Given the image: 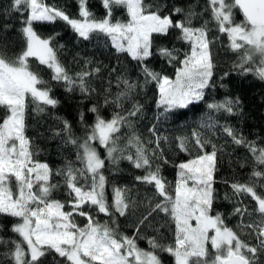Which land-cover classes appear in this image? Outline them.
I'll return each instance as SVG.
<instances>
[{
    "label": "snow or ice",
    "instance_id": "snow-or-ice-1",
    "mask_svg": "<svg viewBox=\"0 0 264 264\" xmlns=\"http://www.w3.org/2000/svg\"><path fill=\"white\" fill-rule=\"evenodd\" d=\"M103 5L107 12L101 20L92 18L86 8V0H79V17L82 19L70 18L64 11L45 4L44 0H13L11 5L13 11L28 12L21 29L26 48L11 60L0 55V109L5 110L0 119V214L18 218L12 227V231L21 238L11 242L14 250L10 255L14 264H42L41 257L49 251L64 258L68 264H163L159 255L161 252L173 257L174 264H257L258 252L264 251V196L259 195L252 184L230 185L234 195L247 194L257 204L259 222L245 225L253 230L258 241L256 245H250L225 225L219 213L210 214L214 200L217 151L215 145L211 152L205 151L209 141L202 139L196 132L193 133V139L201 154L176 166L175 194H170L166 190V181L160 175L159 166L154 170L152 168L150 157H156L160 148V137L154 127L149 131L157 136L155 149L149 151L135 133L127 140V148L135 149L134 155H125L127 149L117 146L121 137L116 134L120 133L122 126L131 128L129 117L137 115L139 105H134L127 116L116 113L110 120H105L96 107L91 108L90 111L96 113L95 123L82 142L72 136L71 125L64 121V130L68 133L65 142L77 147V160L82 166L68 164L56 172V175L64 177L70 190V211H64V203L50 199L58 185L50 183L52 170L47 164L33 161L30 141L24 134V118L29 97L32 103L37 104L39 111L43 110L39 105L55 107L57 100L50 96L51 89L39 87L45 82L30 69L29 58L34 57L39 64L46 65L53 73L52 79L63 81L67 91L74 88H79L84 94L91 91L86 79L92 72H80L75 77L69 75L51 46V38H42L34 30V22L60 19L83 40H89L93 33L110 38L117 51L128 53L141 64L145 84L156 82L159 90L158 107H162L165 112L186 108L202 100L204 89L209 87L213 76L207 21L205 26L193 27L192 17L195 14L192 12L174 21L172 16L183 13V9L175 7L170 15L161 16L158 10L151 11V6L146 5L144 0H103ZM208 6L219 32L226 33L231 49L241 53V62L236 66L264 80V0H208ZM114 7L126 10L127 22L112 21ZM236 9L243 17L240 22L234 19ZM173 28L179 31L178 39L189 45V51L179 60L180 67L177 68L175 80H170L152 71L144 62L153 55L154 35H167L169 29ZM158 51L169 63L178 59L177 49L160 48ZM257 58L255 68L245 67L255 63ZM93 71L99 72L100 69ZM119 83L123 84L124 90L115 98L117 106L139 86L128 79H121ZM235 103L238 101L229 100L209 104L208 108L231 113ZM80 119L83 121V114ZM224 131L232 137L233 143L245 146L252 153L256 164L264 165V148L258 149L255 144L246 142L231 128L226 127ZM178 140L180 150L188 152L185 139ZM94 142L105 149L112 163L118 159L114 153L119 152L136 168H145L146 175L137 177V180L153 184L156 193L162 198L137 224V236L148 216L159 210L175 224L174 243L161 244L152 237L147 239L150 250H144L137 246V237L118 233L107 221L100 223L84 210L85 205L90 208L94 206L98 213L111 217L112 224H115V214L125 216L130 208V202L119 188L114 189L111 206L108 204L105 176L101 172L105 160L93 146ZM252 176L264 177V173L254 170ZM245 212L246 208H235L236 214L243 215ZM74 214L86 219L83 227L74 222ZM209 245L215 253L211 258Z\"/></svg>",
    "mask_w": 264,
    "mask_h": 264
},
{
    "label": "trees",
    "instance_id": "trees-1",
    "mask_svg": "<svg viewBox=\"0 0 264 264\" xmlns=\"http://www.w3.org/2000/svg\"><path fill=\"white\" fill-rule=\"evenodd\" d=\"M151 11H159L161 16L170 15L175 7L183 9V13L173 15L172 19L181 20L188 12L192 17V26H205L207 21V38L210 41L209 49L213 62V76L209 87L204 89V97L198 102L189 104L186 108H174L165 112L158 107L159 90L155 81L145 84L141 64L133 60L128 53L117 51L110 38L101 33H93L89 40H83L64 21L57 19L54 22H34V30L42 38H51V46L54 48L57 58L69 75L75 77L77 73L89 71L92 75L86 79V84L91 89L87 94L81 93L79 88L67 91L63 81L52 79V71L39 64L34 58H29L30 69L37 73L45 83L39 87L51 89L50 96L57 100L55 107L39 105L42 111L37 109V104L32 103L30 97L25 110L24 134L30 141L32 159L38 163H45L52 170L50 183L57 184L50 199L58 200L65 204L64 211H70L69 189L63 176L56 175L58 170L66 165L74 167L82 165L77 160V147L66 143L68 133L64 130V121L71 125V134L79 141L87 136L95 123L96 113L90 111L96 107L99 114L110 120L116 113L127 116L134 105H139L140 111L134 117H129L131 128L122 126L120 133L116 135L121 139L117 142L118 148H126L127 154H135L134 148H127V140L135 133L146 148L151 151L156 148L157 136L149 131L155 128L160 137V148L156 157H150L152 168H160V175L166 181V190L174 196L177 180V165L201 154L195 147L193 133H199L202 139L209 141L205 151L211 152L215 145L217 151L216 170L214 173V200L211 215L219 213L225 225L237 233L242 241L250 245L258 243L256 235L248 223H258L260 214L256 211L257 204L247 194L236 196L231 188L232 183L255 185L256 192L264 196V177H253L254 170L264 173V165H258L249 150L243 145H236L232 137L228 136L224 129L231 128L238 136H242L246 142L253 143L259 148H264V80L259 79L253 72H243L238 65L241 62V53L233 51L226 33H220L216 22L212 19L208 0H144ZM13 0H0V55L11 60L18 56L26 48V40L21 31L23 21L28 12L11 10ZM50 7L58 8L70 18L79 17V0H44ZM86 8L92 14V18L101 20L105 18L107 10L103 0H86ZM112 21L127 22L126 10L122 7H114ZM236 22L243 20L238 9L234 10ZM179 31L169 29L167 35H154L152 52L148 60L144 62L152 71L161 76L173 78L179 60L184 53L189 51V45L178 39ZM177 49L178 59L169 63L168 59L159 54L158 49ZM242 51V50H241ZM255 63H249L245 67L255 68ZM99 68V72L93 70ZM121 79H128L139 86L130 93L129 97L121 100L117 106L115 98L124 90ZM119 85V86H118ZM108 101L105 103V101ZM235 103L231 113L223 110L209 109V104L223 103L225 101ZM5 114L0 109V119ZM83 114V121L80 117ZM178 138H184L189 149L181 151ZM151 141L152 143H149ZM105 167L101 172L105 176V196L111 206L114 189L123 190L125 197L130 202V208L125 216L115 214V224L112 218L98 213L94 206H84V210L90 212L100 223L107 221L122 235L137 237V246L150 250L147 239L155 237L161 244H172L175 238V224L171 218L159 210L152 212L151 216L140 226L137 236L136 226L156 203L162 200L156 193L153 184H147L137 180V177L146 175L145 168H136L132 162L123 158L119 152L114 153L118 159L112 163L106 156V151L94 142ZM159 157V158H157ZM167 161V162H165ZM79 183H83L80 181ZM74 195V194H73ZM227 197V198H226ZM246 208L243 215L236 214L235 208ZM72 219L83 227L86 219L74 214ZM18 222V218L0 214V264H14L10 253L14 250L12 241L21 238L12 231V227ZM26 248V245L24 246ZM209 257L215 255L209 245ZM163 264H174V258L167 253H159ZM42 264H68L64 258H60L55 252L49 251L41 257ZM257 264H264V251L258 252Z\"/></svg>",
    "mask_w": 264,
    "mask_h": 264
},
{
    "label": "rangeland",
    "instance_id": "rangeland-1",
    "mask_svg": "<svg viewBox=\"0 0 264 264\" xmlns=\"http://www.w3.org/2000/svg\"><path fill=\"white\" fill-rule=\"evenodd\" d=\"M175 78H176V74H175V76L173 77V78H169L170 80H175ZM175 194V193H174ZM113 196H114V192H113Z\"/></svg>",
    "mask_w": 264,
    "mask_h": 264
},
{
    "label": "water",
    "instance_id": "water-1",
    "mask_svg": "<svg viewBox=\"0 0 264 264\" xmlns=\"http://www.w3.org/2000/svg\"><path fill=\"white\" fill-rule=\"evenodd\" d=\"M242 15V14H241Z\"/></svg>",
    "mask_w": 264,
    "mask_h": 264
}]
</instances>
